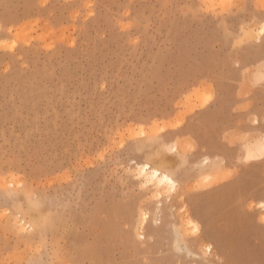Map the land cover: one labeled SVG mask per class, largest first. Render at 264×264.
Segmentation results:
<instances>
[{
    "label": "rangeland",
    "instance_id": "rangeland-1",
    "mask_svg": "<svg viewBox=\"0 0 264 264\" xmlns=\"http://www.w3.org/2000/svg\"><path fill=\"white\" fill-rule=\"evenodd\" d=\"M263 202L264 0H0V264H264Z\"/></svg>",
    "mask_w": 264,
    "mask_h": 264
},
{
    "label": "bare ground",
    "instance_id": "bare-ground-1",
    "mask_svg": "<svg viewBox=\"0 0 264 264\" xmlns=\"http://www.w3.org/2000/svg\"><path fill=\"white\" fill-rule=\"evenodd\" d=\"M139 166H140V171H141V174L143 175V178L145 177V179L147 180L150 179L151 181H154L161 186H164L166 184L171 185L172 183H174L173 179L168 174L152 168V166L149 165L148 163L139 165ZM165 177H167V179H165ZM169 181H171V183ZM262 206L264 207V202L262 203ZM147 216H148L147 214L143 215L142 217L143 222H145V220L147 219Z\"/></svg>",
    "mask_w": 264,
    "mask_h": 264
},
{
    "label": "snow or ice",
    "instance_id": "snow-or-ice-1",
    "mask_svg": "<svg viewBox=\"0 0 264 264\" xmlns=\"http://www.w3.org/2000/svg\"><path fill=\"white\" fill-rule=\"evenodd\" d=\"M158 175V174H157ZM165 179H167V177H165ZM171 183V181H169Z\"/></svg>",
    "mask_w": 264,
    "mask_h": 264
}]
</instances>
